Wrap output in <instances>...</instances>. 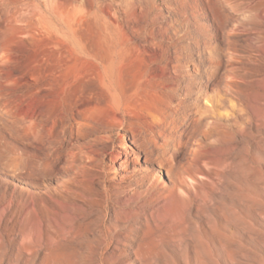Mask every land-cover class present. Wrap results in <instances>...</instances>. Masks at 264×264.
I'll return each instance as SVG.
<instances>
[{
  "label": "rangeland",
  "instance_id": "374dc122",
  "mask_svg": "<svg viewBox=\"0 0 264 264\" xmlns=\"http://www.w3.org/2000/svg\"><path fill=\"white\" fill-rule=\"evenodd\" d=\"M0 264H264V0H0Z\"/></svg>",
  "mask_w": 264,
  "mask_h": 264
},
{
  "label": "bare ground",
  "instance_id": "6f19581e",
  "mask_svg": "<svg viewBox=\"0 0 264 264\" xmlns=\"http://www.w3.org/2000/svg\"><path fill=\"white\" fill-rule=\"evenodd\" d=\"M101 84L104 88L110 89L108 82L102 78ZM110 91V90H109ZM118 143L116 145H111L112 140L107 138L106 141L108 144L105 145V154L107 155L111 167L119 166L120 170L124 173L119 174V177L123 180H130L129 187L126 188L123 192L126 193L127 196L135 195L140 196L144 195L147 197H152L156 195L158 187L161 185L160 180L157 176L149 178L146 186L143 188L141 187V180H137L136 176H128L126 172H128L129 163L133 159H137V163L139 160L143 161L147 165L143 168L146 173H150L148 165L154 163L148 151L144 148H140L137 146L131 138H127L125 135L118 136ZM127 139L132 143L131 150L126 148V141ZM136 149V150H135ZM118 174V173H117ZM147 181V180H146ZM173 191V190H171ZM170 191V192H171Z\"/></svg>",
  "mask_w": 264,
  "mask_h": 264
}]
</instances>
